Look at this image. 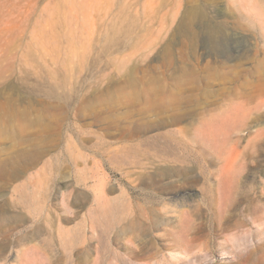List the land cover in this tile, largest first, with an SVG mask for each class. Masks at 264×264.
Instances as JSON below:
<instances>
[{
    "label": "rangeland",
    "instance_id": "1",
    "mask_svg": "<svg viewBox=\"0 0 264 264\" xmlns=\"http://www.w3.org/2000/svg\"><path fill=\"white\" fill-rule=\"evenodd\" d=\"M103 254L264 264V0H0V264Z\"/></svg>",
    "mask_w": 264,
    "mask_h": 264
},
{
    "label": "bare ground",
    "instance_id": "2",
    "mask_svg": "<svg viewBox=\"0 0 264 264\" xmlns=\"http://www.w3.org/2000/svg\"><path fill=\"white\" fill-rule=\"evenodd\" d=\"M163 103V102H162ZM165 104V103H164ZM169 105V104H168ZM159 110V109H158ZM160 111V110H159ZM155 113H158V111L157 112H155ZM176 119H178L179 120V117H176ZM177 120V121H178ZM171 131V130H170ZM227 133H229V130H228V128L227 127H224V126H222V125H220V126H217L216 128L214 127V129L213 130H211L210 132L208 131V133H207V135L209 136V137H211V138H214L217 142H221V144H224V142H225V140H226V134ZM126 134L127 133H124L123 131H121L120 132V136H121V138H124V137H126ZM165 134V133H164ZM206 134V133H205ZM169 135H170V133H169ZM173 135V134H172ZM172 137V136H171ZM174 137V136H173ZM178 138V137H177ZM156 139H157V143H159L160 145L161 144H163V145H165L167 148H168V150L167 151H169V153L170 154H173L174 156H176V160L177 161H179V163L180 162H183L182 161V158H186V157H189L192 153H193V149L191 148V147H189L190 146V141H192V140H188L187 138H179V139H176V138H170V139H164V140H162L161 139V137L160 136H156ZM144 144H145V141H144ZM155 144V143H154ZM159 146V145H158ZM152 147V146H151ZM155 148V147H154ZM147 149H148V151H144V152H142V151H139L140 149H137L136 150V152H137V156L138 157H141V156H144L145 155V153H151V151H150V147H147ZM162 149H164V148H162ZM166 151V152H167ZM154 153L156 154V152L154 151ZM158 153V152H157ZM181 159H180V158ZM178 163V165H172L171 166V168L172 169H176V168H178V167H180V164ZM229 178V177H228ZM232 178V177H231ZM233 179V178H232ZM235 181V180H234ZM226 184V185H225ZM224 188L223 189H221L220 190V192H219V198H220V203H223V204H225V202H226V200H228L229 202H230V199H232V198H230V197H233L232 195H233V192H234V183H233V181H228L227 183L225 182L224 183ZM229 204V203H228ZM232 219V218H234V215L232 214H230V217H229V219ZM181 239H182V237H181ZM179 240H180V236H179ZM179 243H182V241H178ZM186 243L187 242H183L182 244H178L176 247H180V246H185L186 245ZM138 246L142 249V248H149V243L147 242V241H143L142 243L140 242L139 244H138ZM187 246V245H186ZM185 246V247H186ZM89 249V246H85V247H80V248H78L77 250H78V252H80V251H82L83 250V252L86 254V252H85V250L87 251ZM112 248L109 246V245H102V244H100V243H96V245H94V250L95 251H97V252H99V251H101V250H106V252H108V251H110ZM110 255H105V254H103V255H98V256H96V261H98V262H94V264H112V263H110V261H109V259L108 258H110L109 257ZM128 257V256H127ZM99 260H98V259ZM108 259V261H106ZM132 259V258H131ZM127 261V260H126ZM125 261V262H126ZM130 261V260H129ZM132 262V261H131ZM126 263H128V262H126ZM125 263V264H126ZM113 264H122V260L120 259V258H115V262L113 263Z\"/></svg>",
    "mask_w": 264,
    "mask_h": 264
}]
</instances>
